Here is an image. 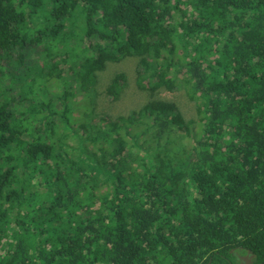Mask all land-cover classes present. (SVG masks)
I'll use <instances>...</instances> for the list:
<instances>
[{
  "label": "trees",
  "instance_id": "16d2710c",
  "mask_svg": "<svg viewBox=\"0 0 264 264\" xmlns=\"http://www.w3.org/2000/svg\"><path fill=\"white\" fill-rule=\"evenodd\" d=\"M131 59L149 99L98 112ZM249 253L264 264V0H0V264Z\"/></svg>",
  "mask_w": 264,
  "mask_h": 264
},
{
  "label": "rangeland",
  "instance_id": "374dc122",
  "mask_svg": "<svg viewBox=\"0 0 264 264\" xmlns=\"http://www.w3.org/2000/svg\"><path fill=\"white\" fill-rule=\"evenodd\" d=\"M137 63L131 59L121 64H111L104 74H101V81L99 90L101 92L98 112H107L110 116L116 117L117 115H127L132 109H138L148 99L147 93L138 91L135 83ZM125 73L127 75V88L118 102H112L111 98H105L102 92L105 90L109 83V79L117 73ZM158 98L163 100H171L178 104L183 115L192 119L196 117V109L194 104L188 100L183 91L169 93L166 91L161 92Z\"/></svg>",
  "mask_w": 264,
  "mask_h": 264
},
{
  "label": "water",
  "instance_id": "95a60500",
  "mask_svg": "<svg viewBox=\"0 0 264 264\" xmlns=\"http://www.w3.org/2000/svg\"><path fill=\"white\" fill-rule=\"evenodd\" d=\"M241 258L246 262V264H250L251 260L253 258V255L251 253H249L247 256H243Z\"/></svg>",
  "mask_w": 264,
  "mask_h": 264
},
{
  "label": "flooded vegetation",
  "instance_id": "af4514ba",
  "mask_svg": "<svg viewBox=\"0 0 264 264\" xmlns=\"http://www.w3.org/2000/svg\"><path fill=\"white\" fill-rule=\"evenodd\" d=\"M241 263L240 264H246V262L241 258L240 256Z\"/></svg>",
  "mask_w": 264,
  "mask_h": 264
},
{
  "label": "clouds",
  "instance_id": "9594fccd",
  "mask_svg": "<svg viewBox=\"0 0 264 264\" xmlns=\"http://www.w3.org/2000/svg\"><path fill=\"white\" fill-rule=\"evenodd\" d=\"M242 257V256H241Z\"/></svg>",
  "mask_w": 264,
  "mask_h": 264
}]
</instances>
